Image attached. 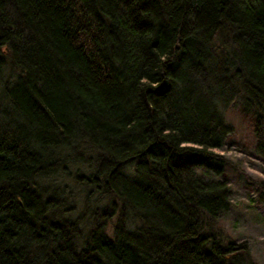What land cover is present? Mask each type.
Returning <instances> with one entry per match:
<instances>
[{"label": "trees", "instance_id": "1", "mask_svg": "<svg viewBox=\"0 0 264 264\" xmlns=\"http://www.w3.org/2000/svg\"><path fill=\"white\" fill-rule=\"evenodd\" d=\"M236 108L264 153V0H0V264H258Z\"/></svg>", "mask_w": 264, "mask_h": 264}, {"label": "rangeland", "instance_id": "2", "mask_svg": "<svg viewBox=\"0 0 264 264\" xmlns=\"http://www.w3.org/2000/svg\"><path fill=\"white\" fill-rule=\"evenodd\" d=\"M240 110H226L233 133L218 150L228 163L225 179L229 184L231 205L221 216L224 232L237 241H245L252 258L264 264V153L253 143L251 122ZM203 173L201 169L196 170ZM208 171L204 177H214Z\"/></svg>", "mask_w": 264, "mask_h": 264}]
</instances>
